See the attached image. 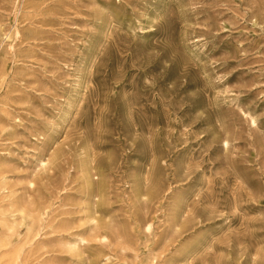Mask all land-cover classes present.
I'll use <instances>...</instances> for the list:
<instances>
[{
    "label": "rangeland",
    "instance_id": "374dc122",
    "mask_svg": "<svg viewBox=\"0 0 264 264\" xmlns=\"http://www.w3.org/2000/svg\"><path fill=\"white\" fill-rule=\"evenodd\" d=\"M0 264H264V0H0Z\"/></svg>",
    "mask_w": 264,
    "mask_h": 264
}]
</instances>
